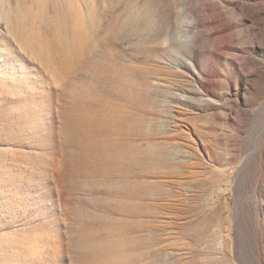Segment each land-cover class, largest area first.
I'll return each instance as SVG.
<instances>
[{
    "label": "rangeland",
    "instance_id": "obj_1",
    "mask_svg": "<svg viewBox=\"0 0 264 264\" xmlns=\"http://www.w3.org/2000/svg\"><path fill=\"white\" fill-rule=\"evenodd\" d=\"M0 264H264V0H0Z\"/></svg>",
    "mask_w": 264,
    "mask_h": 264
},
{
    "label": "bare ground",
    "instance_id": "obj_2",
    "mask_svg": "<svg viewBox=\"0 0 264 264\" xmlns=\"http://www.w3.org/2000/svg\"><path fill=\"white\" fill-rule=\"evenodd\" d=\"M23 88H24V87L22 86V89H21L22 92H23Z\"/></svg>",
    "mask_w": 264,
    "mask_h": 264
}]
</instances>
